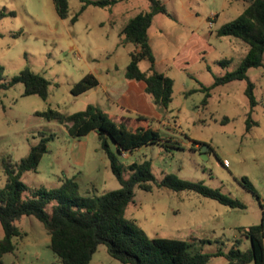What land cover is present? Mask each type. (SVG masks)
<instances>
[{
	"label": "rangeland",
	"instance_id": "obj_1",
	"mask_svg": "<svg viewBox=\"0 0 264 264\" xmlns=\"http://www.w3.org/2000/svg\"><path fill=\"white\" fill-rule=\"evenodd\" d=\"M161 1L167 13L153 15L148 35L155 69L173 79L172 100L166 109L155 106L160 116L149 122L160 140L120 156L122 176L128 177L125 165L129 162L149 159L156 179L172 173L182 179L203 181L240 200L245 207H229L196 192L153 185L150 190L134 187L123 216L133 220L148 237L180 238L192 241L196 250L223 253L230 248L231 240L239 237L240 249L244 250L249 240L238 227L258 223L261 207L240 179L248 178L264 201V54L261 66L247 70L258 101L251 112L256 123L247 130L245 119L250 106L246 80L214 86L206 104L202 103L201 90L213 83L214 76L234 70L245 55L244 42L233 36H217L216 29L241 13L246 1ZM82 4V0H68L67 16L61 18L53 0H0L1 80L28 68L50 81L45 99L36 94L23 95L21 82L0 89V186L5 179L3 160H20L42 135L48 134L53 138L47 142L48 150L36 169L20 177L27 186L53 188L59 185V177H73L84 197L120 186L94 131L73 138L64 124L34 114L47 108L70 114L93 104L104 111L133 115L116 107L108 98L105 84L122 79L134 45L121 42L120 30L135 13L148 11V2L120 0L111 8L89 4L80 10ZM148 66L147 60L140 61V68ZM87 73L95 75L98 84L72 94V84ZM82 142L83 163L76 164L70 148L78 149ZM202 145L208 146L204 154ZM51 204L46 206L47 211ZM17 225L25 235L13 239L15 249L3 255L2 264H51L56 257L42 223L24 215ZM3 235L0 226V239ZM227 262L220 254L207 264ZM89 264L122 263L101 244Z\"/></svg>",
	"mask_w": 264,
	"mask_h": 264
},
{
	"label": "trees",
	"instance_id": "obj_2",
	"mask_svg": "<svg viewBox=\"0 0 264 264\" xmlns=\"http://www.w3.org/2000/svg\"><path fill=\"white\" fill-rule=\"evenodd\" d=\"M80 10L93 4L111 8L120 0H82ZM148 11H139L131 16L120 30L121 42L132 43L129 61L125 66L124 77L143 81L145 92L152 103L166 109L172 100L173 79L154 67V55L149 42L148 28L156 13H167L161 0H146ZM246 6L235 18L221 24L216 29L217 36H233L244 42L247 51L238 66L222 75L214 76L213 83L203 86L202 103H207L210 89L232 80H246L245 94L250 109L245 119L246 129L256 122L251 119L253 107L258 103L253 93V83L247 70L259 67L264 54V0H245ZM57 14L67 16L68 0H53ZM3 14L0 13V17ZM77 14L71 17L75 20ZM147 60L149 66L142 70L139 62ZM225 60L224 63H227ZM4 71L0 64V89H9L17 82L24 85L23 95L36 94L45 99L48 96L50 81L43 75L28 68L20 70L9 80H1ZM98 84L92 73H87L70 88L72 94H80ZM36 116L46 120H56L64 124L68 134L78 138L94 131L100 148L105 152L109 166L120 186L99 195L84 197L79 194V186L73 177H59V185L53 188L29 187L20 179L23 172L34 170L41 156L48 150L47 142L53 134L42 135L38 143L18 161L7 157L2 162L5 179L0 186V226L4 235L0 239V264L4 254L15 249L13 239L23 237L17 222L22 216H34L49 236L48 246L56 259L51 264H89L98 246H106L108 254L122 264H207L217 255H225L227 264H264V201L246 177L241 185L259 201L261 218L256 224L240 226L238 231L249 240V246L242 250L241 238L231 240L226 253L222 251L203 252L193 247V242L180 238L148 237L133 220L124 218L127 205L132 201L134 187L150 190L153 185L167 187L175 191H191L212 198L229 207L244 208V204L218 188H212L203 181H191L167 173L156 179L151 171L149 159L133 160L125 165L129 171L127 178L122 176L123 163L120 156L140 146L160 140L157 129L149 124L151 118L143 115L114 117L98 106L88 104L85 109L70 114L55 108L35 111ZM146 122L132 125L131 122ZM43 134V133H42ZM112 143L114 149L112 148ZM52 203V204H51ZM51 204L50 211L46 206ZM204 241V239H199Z\"/></svg>",
	"mask_w": 264,
	"mask_h": 264
},
{
	"label": "crops",
	"instance_id": "obj_3",
	"mask_svg": "<svg viewBox=\"0 0 264 264\" xmlns=\"http://www.w3.org/2000/svg\"><path fill=\"white\" fill-rule=\"evenodd\" d=\"M105 90L108 98L116 105V107L133 113V115H127L105 111L106 113H109L114 117H119L122 115H143L150 118H158L160 116V114L156 110L155 105L152 103L148 94L145 92V83L143 81L127 79L123 75L122 79H120L118 82L113 81L105 84ZM84 151V142H82L81 147H79L78 149L71 147L70 156L72 161L76 164H82L84 159Z\"/></svg>",
	"mask_w": 264,
	"mask_h": 264
},
{
	"label": "water",
	"instance_id": "obj_4",
	"mask_svg": "<svg viewBox=\"0 0 264 264\" xmlns=\"http://www.w3.org/2000/svg\"><path fill=\"white\" fill-rule=\"evenodd\" d=\"M207 149H208L207 145H202L200 150H201L202 154H204Z\"/></svg>",
	"mask_w": 264,
	"mask_h": 264
}]
</instances>
